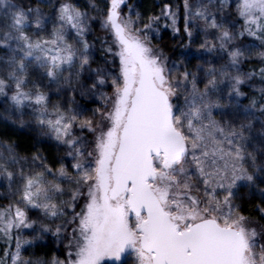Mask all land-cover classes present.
Masks as SVG:
<instances>
[{
  "label": "snow or ice",
  "instance_id": "6c2138e0",
  "mask_svg": "<svg viewBox=\"0 0 264 264\" xmlns=\"http://www.w3.org/2000/svg\"><path fill=\"white\" fill-rule=\"evenodd\" d=\"M136 7L0 0V264H264V0Z\"/></svg>",
  "mask_w": 264,
  "mask_h": 264
},
{
  "label": "trees",
  "instance_id": "16d2710c",
  "mask_svg": "<svg viewBox=\"0 0 264 264\" xmlns=\"http://www.w3.org/2000/svg\"><path fill=\"white\" fill-rule=\"evenodd\" d=\"M134 1L136 0H130V3H133ZM138 2L141 3L142 11L144 14H159L160 8L157 7V5H162L163 0H138ZM155 43V46L164 48L166 52H168L174 46L170 32H164L162 41H155ZM176 43H178V41ZM10 135L11 139L21 146V151H23L24 146L30 144V134L25 130L10 132ZM243 191L246 192V190ZM244 207L245 214H247V209L250 208L251 205L245 203ZM61 252H63V250L61 249V247H58L57 253Z\"/></svg>",
  "mask_w": 264,
  "mask_h": 264
},
{
  "label": "rangeland",
  "instance_id": "374dc122",
  "mask_svg": "<svg viewBox=\"0 0 264 264\" xmlns=\"http://www.w3.org/2000/svg\"><path fill=\"white\" fill-rule=\"evenodd\" d=\"M132 4L137 6V7H136V10H137V11H140V12L143 13V11H142V7H141V3L138 2V0L134 1ZM125 11H126V10H125ZM155 44H156V43H155V40H154V45H155ZM3 125H4V122H3L2 120H0V132L5 131V128L3 127ZM16 131H21V130H16ZM16 131H15V132H16ZM25 131H26V130H25ZM6 246H7L6 243H5L4 241L0 240V256H2V254H3V250H4V248H5ZM60 247H61V249L63 250V252H61V253H57V248H58V247H57L55 244L51 245V247H50L49 249H40V250H38V251H39V252H46L48 258H51L53 255H56V256H58L59 259H65V258H66V250H65V248L63 247V245H60L59 248H60Z\"/></svg>",
  "mask_w": 264,
  "mask_h": 264
}]
</instances>
